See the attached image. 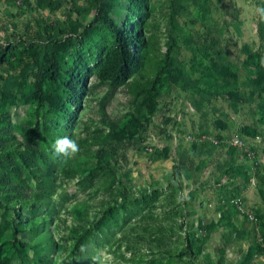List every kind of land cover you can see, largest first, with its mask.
Segmentation results:
<instances>
[{
  "label": "rangeland",
  "instance_id": "rangeland-1",
  "mask_svg": "<svg viewBox=\"0 0 264 264\" xmlns=\"http://www.w3.org/2000/svg\"><path fill=\"white\" fill-rule=\"evenodd\" d=\"M113 3L124 85L97 0H0V264H264V0Z\"/></svg>",
  "mask_w": 264,
  "mask_h": 264
},
{
  "label": "trees",
  "instance_id": "trees-1",
  "mask_svg": "<svg viewBox=\"0 0 264 264\" xmlns=\"http://www.w3.org/2000/svg\"><path fill=\"white\" fill-rule=\"evenodd\" d=\"M114 8L113 0H97V12L90 27L104 22L113 32L115 43L111 46L106 57L94 67H90L87 76L96 75L101 81H112L118 85H124L136 72L137 66L133 64L135 49L141 44L142 24L138 21L124 26L119 25L111 15ZM132 34V35H131ZM172 49H170L169 54ZM169 54L167 58H169ZM46 78L57 81L61 76V62L58 57L57 47L45 66ZM37 91L43 93V78H38Z\"/></svg>",
  "mask_w": 264,
  "mask_h": 264
},
{
  "label": "clouds",
  "instance_id": "clouds-1",
  "mask_svg": "<svg viewBox=\"0 0 264 264\" xmlns=\"http://www.w3.org/2000/svg\"><path fill=\"white\" fill-rule=\"evenodd\" d=\"M255 11L264 20V7H257ZM53 151L58 156L69 158L76 155L80 151V148L75 140L68 137H61L54 142Z\"/></svg>",
  "mask_w": 264,
  "mask_h": 264
},
{
  "label": "built area",
  "instance_id": "built-area-1",
  "mask_svg": "<svg viewBox=\"0 0 264 264\" xmlns=\"http://www.w3.org/2000/svg\"><path fill=\"white\" fill-rule=\"evenodd\" d=\"M251 216V218H253L254 216L253 215H250Z\"/></svg>",
  "mask_w": 264,
  "mask_h": 264
}]
</instances>
